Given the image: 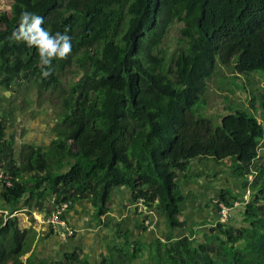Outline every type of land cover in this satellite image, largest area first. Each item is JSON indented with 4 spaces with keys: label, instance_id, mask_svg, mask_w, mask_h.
<instances>
[{
    "label": "trees",
    "instance_id": "obj_1",
    "mask_svg": "<svg viewBox=\"0 0 264 264\" xmlns=\"http://www.w3.org/2000/svg\"><path fill=\"white\" fill-rule=\"evenodd\" d=\"M25 10L43 17L53 35L71 37V54L53 60L47 78L37 49L12 35ZM175 24L185 47L170 54L164 44ZM75 66L80 80L62 89V74ZM253 73L264 74V0H13L10 15L0 12V88L10 91L22 79L39 95L60 88L61 110H39L53 116L54 127L45 124L55 138L45 149L26 144L20 158L9 114L0 116V167L13 182L0 183L10 208H0V264H93L79 249L34 263L36 231L21 227V201L28 195L33 210L48 216L68 205L60 228L74 237L73 204L92 196L102 220L120 187L131 190L144 232L155 228L158 204L170 233L165 241L135 243L118 226L119 245L98 264H264V161L257 162L264 85L249 90V107L229 105L222 115L210 114L207 98L209 82L247 91L236 80ZM196 159L224 165L240 181L238 192L226 189L214 199L232 209L243 205L240 227L218 221L206 232L177 236L186 226L179 179L190 178ZM140 198L152 213L138 211Z\"/></svg>",
    "mask_w": 264,
    "mask_h": 264
},
{
    "label": "crops",
    "instance_id": "obj_2",
    "mask_svg": "<svg viewBox=\"0 0 264 264\" xmlns=\"http://www.w3.org/2000/svg\"><path fill=\"white\" fill-rule=\"evenodd\" d=\"M31 119L34 129L40 131L34 137L37 140L34 144L45 149L55 138L54 131L51 128L48 129L44 115H40L39 119H34L32 116ZM189 168L190 178L179 179L183 183L182 192L185 200L181 208L182 217L186 221L185 228L176 232L177 236L181 237L187 236L193 228L205 232L210 230L213 227L212 224L217 223L219 218L218 210L213 206L214 199L226 189L238 192L240 184L232 170L216 162L196 159L192 161ZM28 199L27 195L21 201L20 211L16 217H19L23 229L32 227L36 231L33 251L37 249L41 254L42 257H35L42 258L39 262L60 260L67 253L79 249L93 264H98L102 254L109 252L111 247L119 245L116 231L118 226L129 237V240L135 243H149L161 238L165 241L170 233L165 218L159 213L158 204L153 209L152 219L155 226L153 231L144 232L139 227L141 216L134 209L131 190L125 187L115 189L108 203L109 212L102 217V220L97 218L99 205L92 196L76 201L70 210L68 219L77 234L68 239H62L53 233L52 228L45 221L48 216L47 212L33 210L34 205L29 204ZM0 208L7 212L10 209L2 199L1 186Z\"/></svg>",
    "mask_w": 264,
    "mask_h": 264
},
{
    "label": "rangeland",
    "instance_id": "obj_3",
    "mask_svg": "<svg viewBox=\"0 0 264 264\" xmlns=\"http://www.w3.org/2000/svg\"><path fill=\"white\" fill-rule=\"evenodd\" d=\"M12 3L13 0H0V12L8 13L10 15ZM181 27V24H175L168 38L165 41L164 47L169 50L170 54L177 52L181 49V47H185L184 43L179 42ZM75 69H77V66L66 69L62 74V77L60 78L62 89L69 90L73 83L80 80V76L79 74H77V70L76 73L74 71ZM227 71L229 70L225 69V73H227ZM263 76L264 74L262 73H253V75L251 76H239V79L236 80V83L239 81V84L246 86L248 90L243 91L238 89L236 93L221 91L220 84H217L214 80L212 82H209L207 98L208 109L210 114L222 115L225 113L226 107L229 105L235 106L237 108L249 107V90L257 86L260 87L264 85V82L261 80ZM59 90L60 88L54 92L48 91L39 95L38 89L36 88L34 83L22 79L13 86V88L9 91L10 94L5 98V100H8L7 104L9 106L4 107V102L0 100V116L4 114L5 111H10L11 113L9 117L11 120L8 124V133H13V135L15 136V142L17 144H15V150L18 158L23 155L26 144L33 145L34 142H37L34 137L36 133H40L39 129H34V124L32 123L31 117L33 116L34 119H39V116L43 115L39 110L44 107L46 108V112L51 114H54L55 112L58 113V111L61 110ZM4 92L5 90H2L0 88L1 97L4 95ZM227 96L229 97L228 101L226 100ZM50 109H52L53 111H51ZM18 114L26 115L27 119L18 120ZM20 118H22V116ZM52 118L53 116H44V120H47L48 123L53 124ZM261 121L264 122V119L262 118ZM261 161H264V148L260 150V157L258 158L257 162ZM242 217L243 205H239V207H234V209H232L231 211V224L234 227H240ZM36 256L42 257L37 249L33 251L34 263H36V260L39 261L42 259L35 258ZM28 257L29 255H27L24 260H26ZM144 259H146V257H144Z\"/></svg>",
    "mask_w": 264,
    "mask_h": 264
},
{
    "label": "clouds",
    "instance_id": "obj_4",
    "mask_svg": "<svg viewBox=\"0 0 264 264\" xmlns=\"http://www.w3.org/2000/svg\"><path fill=\"white\" fill-rule=\"evenodd\" d=\"M43 24V17L25 10L21 12L18 27L12 35L15 41H22L29 48L37 49L38 67L41 75L47 78L51 75L52 61L67 59L72 52V43L69 35L60 32L53 35Z\"/></svg>",
    "mask_w": 264,
    "mask_h": 264
},
{
    "label": "built area",
    "instance_id": "obj_5",
    "mask_svg": "<svg viewBox=\"0 0 264 264\" xmlns=\"http://www.w3.org/2000/svg\"><path fill=\"white\" fill-rule=\"evenodd\" d=\"M2 182L7 187H11L13 184V182L10 181L9 176L6 175L4 170L0 167V183L2 184ZM137 203H138L137 204L138 211L140 213H144V214L152 213L151 209H149L148 206H146L145 199L140 198ZM214 203L217 204V206H218V214H219L218 221L222 224L229 223V221L231 219L232 208L228 207L227 205L220 202L219 200H215ZM234 206L237 207V203H235ZM66 208H68V205H64L62 209L58 207L57 210H54L51 213V215L48 216V218L45 220L48 225H52L55 228V230L59 232L60 236L63 239L67 238V236L71 237L74 235L73 230L67 229V230L63 231L60 228V226H62V227L67 226V224H65L64 221H62V219L60 218V214ZM5 214L7 215V213H5ZM11 217H13V216H11ZM148 224H150V222H148Z\"/></svg>",
    "mask_w": 264,
    "mask_h": 264
},
{
    "label": "flooded vegetation",
    "instance_id": "obj_6",
    "mask_svg": "<svg viewBox=\"0 0 264 264\" xmlns=\"http://www.w3.org/2000/svg\"><path fill=\"white\" fill-rule=\"evenodd\" d=\"M7 92H8V91H5V92H4V95L2 96L3 98L1 97V101L4 102V107L9 106V105L7 104V101H8V100H5L6 96H8ZM19 111H20V110H19ZM6 113L9 114V117H10V115H11L10 111H5L4 114H6ZM4 114H2V115H4ZM21 116H22V118H20ZM17 117H18V120H20V119H27V116L24 115V114H18ZM17 117H16V118H17Z\"/></svg>",
    "mask_w": 264,
    "mask_h": 264
},
{
    "label": "water",
    "instance_id": "obj_7",
    "mask_svg": "<svg viewBox=\"0 0 264 264\" xmlns=\"http://www.w3.org/2000/svg\"><path fill=\"white\" fill-rule=\"evenodd\" d=\"M7 94L9 95V94H10V92L8 91V92H7Z\"/></svg>",
    "mask_w": 264,
    "mask_h": 264
}]
</instances>
